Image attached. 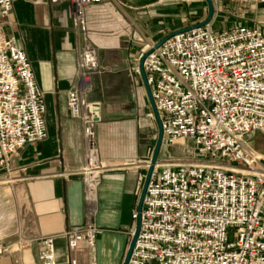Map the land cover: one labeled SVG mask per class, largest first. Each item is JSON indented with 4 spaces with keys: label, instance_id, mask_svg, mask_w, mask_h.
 Wrapping results in <instances>:
<instances>
[{
    "label": "built area",
    "instance_id": "2783aa9c",
    "mask_svg": "<svg viewBox=\"0 0 264 264\" xmlns=\"http://www.w3.org/2000/svg\"><path fill=\"white\" fill-rule=\"evenodd\" d=\"M47 1L51 6L73 5L75 80L83 84L71 86L66 100L70 117L82 126L80 173L90 211L81 225L60 234L68 264H77L80 242L92 248L100 233L92 219L101 171L92 129L97 106L87 95L93 76L103 70L98 50L88 39L85 9L116 0ZM11 6V0H0V18L9 15ZM151 48L137 51L130 69L140 75L142 60L161 121L162 146L184 138L200 161L156 162L128 264H264V167L246 144L248 135L264 129V28L237 25L215 33L209 22L176 33L148 52ZM44 111L43 94L25 52L0 33V170L8 169L10 154L45 138ZM137 218L135 208L134 227ZM38 241L40 263L55 264L54 236ZM29 242L19 238L16 243L24 248ZM9 250L0 244V257Z\"/></svg>",
    "mask_w": 264,
    "mask_h": 264
},
{
    "label": "crops",
    "instance_id": "0c3cea01",
    "mask_svg": "<svg viewBox=\"0 0 264 264\" xmlns=\"http://www.w3.org/2000/svg\"><path fill=\"white\" fill-rule=\"evenodd\" d=\"M146 1H105L85 9L88 39L104 67L93 76L87 95L97 106L92 129L101 171L92 219L100 233L92 248L80 242L77 264H122L134 227L131 213L146 178L149 146L157 136L151 130L157 124L141 76L131 71L130 63L137 51L177 29L150 31L152 13ZM11 3L9 15L0 18V33L13 38L27 56L43 94L46 136L10 154L8 169L0 170V244L10 248L0 264H41L38 240L46 235L54 236L55 264H68L60 234L81 225L90 211L80 173L82 126L70 117L66 100L71 86L83 87L75 80L73 5L51 6L47 0ZM251 149L264 161V155ZM19 238L30 242L18 248Z\"/></svg>",
    "mask_w": 264,
    "mask_h": 264
},
{
    "label": "rangeland",
    "instance_id": "374dc122",
    "mask_svg": "<svg viewBox=\"0 0 264 264\" xmlns=\"http://www.w3.org/2000/svg\"><path fill=\"white\" fill-rule=\"evenodd\" d=\"M146 2L149 3L148 9L152 13L148 19L150 31L154 27H162L165 30L180 29L203 20L207 14V6L204 0H147ZM212 3L213 15L210 22L215 33L237 25L264 28V4L234 0H212ZM151 131L153 135L157 134L156 127H153ZM246 144L255 149L260 156H263L264 129L255 131L250 140L246 141ZM160 153L159 163L200 161L193 144L184 138L177 140L170 146H162ZM214 160L218 159L214 157ZM261 164L264 167L262 159ZM229 240H234L232 235H229Z\"/></svg>",
    "mask_w": 264,
    "mask_h": 264
},
{
    "label": "water",
    "instance_id": "95a60500",
    "mask_svg": "<svg viewBox=\"0 0 264 264\" xmlns=\"http://www.w3.org/2000/svg\"><path fill=\"white\" fill-rule=\"evenodd\" d=\"M204 1L206 3V6H207V14H206V16H205V18L203 20H201V21H199L197 23L188 25L186 27L174 30V31L166 34L164 37H162L160 40H158L154 44L153 48L148 50V52L152 51L154 48H157L163 41H165L167 38H169L170 36H172V35H174L176 33L188 31V30H191L193 28L200 27V26H203V25L209 23L211 21V19H212V15H213V3H212V0H204ZM139 72H140V76H141L142 82H143V84L145 86V89H146V93H147V97H148V100H149V103H150L151 110H152L154 118L156 120L157 136H156L154 144L149 146L150 160H149L148 170H147V173H146V178H145L141 193H140L139 198H138V205H137L138 218H137L133 233H132V235L130 237L129 244H128L125 256L123 258L122 264H128V260H129L130 254H131V251L133 249V246H134V243H135L138 231H139V214H140L143 198H144V195H145L146 186H147L151 171H152L154 165L156 164V162L158 161V155H159V152L161 151V147H162L161 121H160L159 114H158V112H157V110H156V108L154 106V102H153L151 94H150L149 86H148V84L146 82L145 73H144V70H143V67H142V60L139 62Z\"/></svg>",
    "mask_w": 264,
    "mask_h": 264
}]
</instances>
